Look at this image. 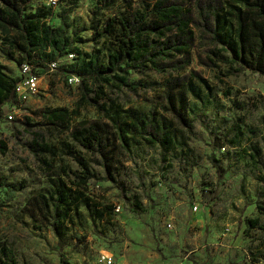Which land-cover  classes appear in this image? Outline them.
Wrapping results in <instances>:
<instances>
[{"label": "rangeland", "instance_id": "1", "mask_svg": "<svg viewBox=\"0 0 264 264\" xmlns=\"http://www.w3.org/2000/svg\"><path fill=\"white\" fill-rule=\"evenodd\" d=\"M148 1L116 0L95 19L96 0H81L68 16L69 33L80 38L79 47L89 55L95 47L106 49L108 37L98 46L92 42L94 29H102L118 7L125 12L130 3L135 7ZM67 6L68 0H61L52 7L50 24L59 25L57 15ZM47 7L44 0H34L26 12ZM207 49H194L185 70L207 81L209 88L201 87L199 97L189 98L193 110L205 107V124L193 120L189 133L165 113L175 143L161 150L142 142L120 152L118 185L105 181L100 159L71 138L83 119L109 122L99 107L79 108L68 130L33 113L77 109L81 92L69 85L67 74L53 68L39 77V93L20 102L21 108L6 106L0 118V249H11L18 264H61V253L71 264H107L109 258L111 264H264V211L256 205L264 188V76L247 70L235 77L224 64L207 68L199 62ZM18 57L0 32V63L20 79ZM167 78L153 71L131 72L130 81L140 83L141 89L117 90L110 97L123 109L148 113L155 107L162 113ZM79 159L96 176L81 191L93 209L99 205L105 214L100 218L80 205L64 216L58 227L65 246L59 250L50 195L59 180L78 189L73 183L80 174ZM216 166L226 170L222 178ZM1 183L21 191L8 200ZM260 203L264 207V198ZM254 219L258 223L253 227Z\"/></svg>", "mask_w": 264, "mask_h": 264}, {"label": "trees", "instance_id": "2", "mask_svg": "<svg viewBox=\"0 0 264 264\" xmlns=\"http://www.w3.org/2000/svg\"><path fill=\"white\" fill-rule=\"evenodd\" d=\"M33 1L0 0V32L5 45L14 54L18 53V65H32L38 76L49 72L55 62L57 69L67 76L80 77L81 92L75 111L52 108L33 113L63 124L68 130L71 115L79 108L99 107L109 122L83 119L72 129L71 138L86 153L100 159L105 181L113 185H118L120 152L128 153L131 145L142 142L158 145L161 150H168L175 143V134L165 113L189 133L193 130V120L199 119L205 124V107L193 110L189 98L191 95L199 97L201 87L209 88L207 81L196 72L185 73L193 62L194 49L200 45L208 47L205 57L199 56V62L207 68L224 64L235 77L247 70L264 76V0H149L135 7L130 3L127 11L122 12L118 7L114 16L104 21L102 29L100 25L94 29L92 42L98 46L105 36L109 38V45L106 49L95 47L91 55L79 47L80 38L69 33L68 16L81 0H68L67 8L57 15L58 26L48 21L53 12L51 6L26 12ZM115 3L116 0H96L93 18ZM69 54L74 55V59L61 64ZM146 71L168 77L163 84L162 113L155 107L148 113L132 107L123 109L110 97L122 89L138 92L142 85L130 81L129 75ZM18 82L19 79L9 75L5 65L0 63V118L8 105L21 108L16 95ZM77 162L80 174L73 184L78 189L59 180L50 195L52 230L59 250L65 246L64 234L58 227L64 216L68 217L80 205L100 218L105 214L99 205L93 209L94 205L81 191L96 176L85 159ZM216 171L222 178L226 170L223 172L216 166ZM1 186L8 200L21 191L7 183ZM261 198H264V188L256 202L258 210L263 212ZM106 208L113 209L112 206ZM257 223V219L250 220L253 227ZM67 259L65 254H60L61 264H71ZM0 264H18L11 249H0Z\"/></svg>", "mask_w": 264, "mask_h": 264}, {"label": "built area", "instance_id": "3", "mask_svg": "<svg viewBox=\"0 0 264 264\" xmlns=\"http://www.w3.org/2000/svg\"><path fill=\"white\" fill-rule=\"evenodd\" d=\"M47 6L55 7L57 4L60 2V0H44ZM73 60L74 55L69 54L68 57L62 61H67V60ZM60 61V63L62 62ZM20 69H21V77L19 79V82L17 83L16 86V95L19 99L20 102L26 101L30 96L39 93L40 87V76L34 71L33 66L25 63V64H20ZM58 64L55 62L50 65V71L53 68H57ZM80 77L78 76H67V81L71 87H78L80 83ZM15 113V112H14ZM8 118L11 120L13 119V115H9ZM116 212L120 211V207L117 206L115 207ZM194 210H197V206H194ZM112 259L106 260L107 264H111Z\"/></svg>", "mask_w": 264, "mask_h": 264}]
</instances>
